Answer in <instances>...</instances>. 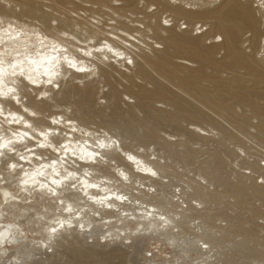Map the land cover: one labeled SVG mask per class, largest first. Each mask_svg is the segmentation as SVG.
I'll return each instance as SVG.
<instances>
[{
  "label": "bare ground",
  "instance_id": "6f19581e",
  "mask_svg": "<svg viewBox=\"0 0 264 264\" xmlns=\"http://www.w3.org/2000/svg\"><path fill=\"white\" fill-rule=\"evenodd\" d=\"M4 1L10 3L11 0ZM19 1L16 5L20 4ZM22 1L17 11V6L8 7L0 0V254L6 256L7 260H11V257L18 260L21 255L29 258L33 252L31 248L35 246L54 249L55 245L62 243H66L67 251H73L77 250L73 241L82 239L88 243L100 236L105 242L110 241L109 244L119 243L126 248L139 246L142 251L151 249L150 255L144 256L147 264H188L187 258L192 261L189 264H239L234 254L217 259V248L224 240L219 242L223 234L220 232V236L214 237L209 232L208 228L218 225H213L216 222L207 213L208 207L204 205L206 196L198 192L203 190L201 186L192 191L195 184L187 181L192 189L190 193L197 191L199 195H195L196 192L191 197H185V193L189 192L187 184L186 188L180 186L186 191L178 190L179 184H175L184 180L172 182L170 176L174 164L169 161L172 155L160 156L157 153L152 156L153 152L148 154L129 149L109 129L120 127L123 134L132 137L136 131L133 130V133L132 129L129 130L131 123H151L148 120L153 118L157 120L153 119L152 123H168L187 118L193 132L199 130L206 134L209 129L202 127L201 123L209 122L207 113L200 120L197 114L201 112L188 104L189 98L172 91L162 80L171 83L176 80V86L185 94L195 92L200 94L199 97L212 99L218 105V100H213L209 91L199 88L196 91L197 79L203 76L204 66L213 62L214 54L222 49L226 57H223L224 62L219 61L224 66L222 68L234 66L230 58L239 47L248 53L241 46L247 41L254 50L251 49L253 56L255 53L256 57L264 58V0H208L207 3L204 0H144L145 3L141 1L144 4L141 10L145 16L137 14L140 5L137 0H85L86 4L78 5L72 11L79 18L73 27L67 19H62L55 27L51 22L55 18L45 12L38 13L37 17L43 25L30 22L32 19L28 21L26 16L37 13L36 4L33 0ZM54 2L59 8L66 5L64 1ZM256 2L257 5H254ZM151 7L153 9L150 10ZM147 17L158 19L147 21ZM182 24H185L184 28L190 27L193 33L182 31ZM78 27L84 31L81 37L77 34ZM150 29L151 35L148 33ZM162 30H169V34L162 35ZM208 40L210 45H207ZM160 42L165 44L161 53L153 57L145 54L143 63L149 64L162 80L155 77L152 70L149 72L143 65L138 66L133 58L137 50H146V47L154 49V45L156 49V44ZM175 58L197 62L199 67L191 69L175 62ZM130 64L137 67V74L140 73L145 81L154 86L150 89L141 85L137 91L128 88L136 96V107L142 109L147 118L143 120L130 112L123 121V124L130 123L129 126L125 124L128 127L125 128L117 121L115 114L119 112V92L113 88L108 91L109 98L115 104L111 112L106 114L103 108L92 106L93 85L81 87L74 81L77 82L79 77H95L99 66L102 67V74L107 76L110 66L130 68ZM68 73L78 79L63 90L57 102L54 98L61 85L57 90L56 86L66 81ZM249 76L251 81L255 78L251 73ZM259 81L264 83V79ZM19 85L24 89L23 94ZM227 86L220 90L231 95ZM34 91L36 94L33 97L31 94ZM72 93L75 96L77 94V97L72 102L74 109L69 111ZM245 94L243 97L247 98L246 102L248 98L257 101L256 111L263 115V121L260 120L257 125V132L263 136L264 107L258 101L264 95L250 90ZM26 95L31 97L27 98ZM38 96L40 100L36 98ZM9 97L14 101L6 99ZM53 100L57 103L54 101L55 106L64 109L49 111L45 114L46 118L39 116V113L54 105ZM155 101L171 104L174 109L170 112L157 109ZM98 116L102 117L98 122L100 124L93 127ZM40 117L44 121L36 122ZM247 121V117L235 118V123H242L240 126H246ZM223 134L226 135V132ZM222 136L220 138H226ZM228 136L231 137L230 134ZM11 145L12 148L9 147ZM179 151L177 149L178 154H184V158L192 154L190 150L184 153V150ZM213 155L214 161L207 165L201 163V167L202 170H209L208 180L217 188L223 187V190L213 191L210 196L221 203L223 191L232 187L239 203L245 202L247 184L239 181L232 185L218 178V172L222 173L220 171L224 170L226 164L220 155ZM198 172L204 176L203 171ZM262 177L264 179V174ZM195 180L202 184L197 178ZM263 186L255 184L251 187L253 193L264 200ZM203 191L206 193L205 189ZM210 196H207L208 199ZM256 211L258 214L261 212L258 209ZM237 221L241 219H236L234 223L238 224ZM235 226L225 233L240 235V239L234 241H230L232 237L228 235L229 242L240 250L247 246L254 231L248 228L240 233ZM191 229L194 230L192 234L195 233L193 238L187 236ZM42 230L45 234L43 231L38 238L37 232ZM138 242L145 245H138ZM10 248L13 251H9ZM164 248L171 249V252L165 253ZM47 250L45 252H49ZM159 253L162 256L164 254L161 261H157ZM260 256L264 264V249ZM86 258L88 261L91 259L89 256ZM80 260L83 259H77L73 264H80Z\"/></svg>",
  "mask_w": 264,
  "mask_h": 264
},
{
  "label": "rangeland",
  "instance_id": "374dc122",
  "mask_svg": "<svg viewBox=\"0 0 264 264\" xmlns=\"http://www.w3.org/2000/svg\"><path fill=\"white\" fill-rule=\"evenodd\" d=\"M1 1L6 3L8 7H10V5L12 7L17 6L16 7V9H18L17 11H19V8H21L20 6H22V5H20L21 2H23L22 0H21V2L18 0L19 1L18 3H20V4L16 5L17 0L16 1L11 0V1H9L10 3H7L8 1H4V0H1ZM60 1L66 2V5H65L66 8L65 7H63V8L57 7L55 5L54 0H33V3L36 4L35 6L37 8V11H36L37 13L34 12V13H36V14L33 13L34 16H31V15H30V17L26 16L25 19H28V21L32 19L30 22H36L40 25H43V22L40 21L39 18H37V17L40 13L45 12V13H49L51 17L55 18L53 20L51 19V22L54 23L55 27H57L56 24L60 23V21L62 19H67L70 23H72L71 27H73V24L79 18L77 16H75L76 14L72 11L74 9H76V6L81 5V4H86L87 1H85V0H60ZM137 1L140 4V5H138L139 9L137 8V10H136V11H138L137 14L139 16L140 15L145 16L146 15L145 12H142V10H141L144 7L143 3H145V1L144 0H140V1L137 0ZM207 2H208V0H204V3H207ZM155 5H158V4L155 3ZM155 5H153V7ZM254 5H257V2ZM153 7H151L150 10L153 9ZM155 7H157V6H155ZM153 11L156 12L155 9ZM124 18H125V16H124ZM150 19L151 18H149V17L146 18L147 21ZM157 19H158L157 17H155V18L152 17L151 20L154 22ZM82 25L83 24H81V26ZM184 25L185 24H182V29H181L182 31L185 30L184 32H186V33H193L190 27L184 28ZM41 27H43V26H41ZM79 28L80 27H78V29ZM203 28H205V27H203ZM151 30L152 29H150L148 31L149 34L151 33ZM83 32L84 31H81V28H80L77 32L78 36H80V37L83 36ZM163 32H164V34H163ZM205 32L206 31H204V33ZM161 33H162V35H168L169 30H162ZM150 40H152V38ZM207 42H208L207 45L211 44V42H209V40ZM160 43H159V45H158V43L156 44L157 45L156 49H155V45L153 44L154 49L150 48V47H146L145 49L147 51L146 50H137L133 54V58L135 60V63L138 66L143 65L149 72H151L150 71V70H152V68H150L151 66L147 63H143V61H144L143 58H144L145 54L150 55L152 57L158 53L160 54L162 49L165 46V44H163V43L160 44ZM241 46L245 51L247 50L248 53H252V55H253L254 50L250 46L249 41H247V43H245V44L241 43ZM255 55L256 54L254 53V57L264 67V58H262L260 56L256 57ZM223 57H224L223 49L220 50V52L217 51L213 56V59H212L213 62L204 66L203 76L198 78L197 82L195 84L196 91L198 88L207 90V91H209L211 98H213V100H218L217 102L222 101L223 103L220 107L219 106L217 107L216 102L212 101V99L210 100L208 98L209 99L208 100L207 98H201V97H199L200 94H196L195 92H191V93L189 92V95L185 94L183 91H181L176 86V85H178L176 83V80L175 81L173 80L174 84L171 83L170 81L168 82L165 79L162 80V77L158 73H156L155 71L152 70V72H153L152 74H154L155 77L161 79L162 82H164L169 87V89H171L172 91L173 90L178 91L181 95H184V96L186 95L185 96L186 99L189 98L187 100L189 102L188 104H190L191 106H194L199 111V113L201 112V114H197V115H199L200 120H201L202 115L207 113L206 115L209 116L210 120H209V122L206 121L204 123H201V125H202V127L210 130V131L206 130L207 135L209 134L208 132H210V134L208 136L205 133L203 134L199 130H197L196 133L193 132L192 128L190 129V127H192V126L189 125L187 118H182V119L180 118L179 121L174 120L173 122L171 121L168 123H152L154 121L153 119H155V118L148 120L151 123H131V127H129V130L130 129H132V131L135 130L137 133L136 134V133H134L135 131H133L134 134H132V137H130L131 135L123 134L119 129L120 127H117V126H113L112 130H111V128L109 130L111 133L118 135L117 136L118 138H116V139H119V142H121L125 147L132 149L134 151H140V152L143 151V153L145 152L148 154L153 152L152 156H156L158 154H160V156H168L169 154H171L173 157L170 155L171 157L169 158L170 159L169 161H172L173 163H171V164L175 165V166L173 165L172 175L170 176L171 180H173L172 181L173 183L176 182L177 180H182V179L184 180V181H182V183H179V182L175 183V184H179L178 185L179 187L177 186L178 190H179V188L182 189V187H184V186H185L184 188H186L187 181L189 182V184L192 183V185L195 184L198 186L195 188L194 187L195 185H194L192 188L193 190H192L190 188V186H188L189 184H187V188H186L187 191H189L190 189L192 191H194V189H197V188L200 189L199 185L201 186V188L203 190L204 189L206 190V193H205L203 190L197 189L198 192L201 191L200 193L203 192L202 194H205V196H206L205 198L207 199V201L204 203V205L206 207H208V209L207 208L206 209L209 211V212H207V211L206 212L211 215V218L213 217L211 220L213 222H216V224H213V225H215V226L218 225L216 227H213L211 225L212 228H208L209 232L212 233L211 236L213 235L214 237L220 236V234L222 233L223 235H221L222 237L220 238L219 242L222 239H224L220 242V244L217 248V250H219L218 256H217L218 260L220 258L225 257L226 255H229V254L233 255L234 254L233 256H235L237 258L238 262H240L239 264H242V263L247 264L249 262H253L254 264H262V260H261L262 257L260 256V254L264 249V215H263L264 214V203H263L264 200L260 199L259 197H257L253 193V188L251 186L255 185V184L264 185V181H263L264 179L262 177V175L264 174V133L262 136L261 133L257 132L258 126L260 124V120L263 121V115L260 112H257L256 110H254L251 106H248L246 104H242V102L239 103L238 101H232V96L223 90L221 91L220 88L221 87H222L221 89H223V87L226 88V86L228 84H230L231 82H234L235 80H241L242 83L245 84V87H247V88L249 87L248 89L250 91H254L258 94L264 95V86H262V84H257V86L254 87V84H255L254 79L256 82L259 80H257L256 78H253L252 81L254 83L252 84L251 77L242 67L236 66L235 68H227V67L222 68L224 66H222V62H219V61L224 62ZM174 60H175V62L182 64L186 67H189L191 69H196L199 67V63H197V62H192V61L188 62V60L187 61L182 60V59L180 60V58H175ZM217 62H219V64L221 66L220 65L218 66ZM144 64H147L146 65L147 67ZM101 71H102V67L99 66L97 68V72H96L95 77L94 76L87 77V78L86 77H84V78L79 77V79L68 73L69 75L68 76L66 75V79H65L66 81H64L63 83H60L56 86V90L60 87V85H61V88L58 90L59 96L57 95L56 98H54V99H56V101L58 102L59 98L62 95L63 90L68 88L69 85L71 83H73L74 80L78 79L77 82L76 81H74V82L79 84L81 87H83L87 84L93 85L94 96H93V100H92V106L95 108H103L106 114H109L111 112V110L113 109L114 104H115V103H113L114 100L109 98L110 95L108 94V91L109 90L111 91V89L113 88L117 92H119V94H120V99L118 101L119 112L118 113L116 112L115 114L117 116V121L120 122V124H123V121L128 118L130 112L134 113V115L137 117H142L144 120L146 117L145 112H143L142 109L140 110L138 107H136V105H135L136 96H135V94H132L133 92L128 90V88L131 87V89L133 91H137L139 89V86L143 85V86L151 89L154 86V84H152L149 81L147 82V80L145 81L143 76L139 75L140 73L137 74V72H138L137 67H134L132 65L130 66V68L126 67V66H117V67L110 66V68H109L110 73L107 76L103 75ZM97 74H98V76H97ZM88 78H91V79H88ZM259 83H261V82H259ZM19 87H20V91L23 94L24 89H23L22 85H19ZM32 89H31V91H33ZM199 89H198V91H199ZM35 94H36V91H34V93H32L31 95L35 96ZM26 96L28 98L30 95H26ZM76 97H77V94L75 96V94L72 93V95L69 97V99H70L69 102L72 103ZM36 98L37 99L39 98L38 100H40L39 96ZM3 99H5V98H3ZM6 99H8V100L11 99L12 101H14L13 98H11V97L6 98ZM54 101L55 100H53V102H52V104H54V105L52 107H49L47 110L45 109L43 112H41V114L39 113V116L44 118L48 113H50L49 111H52V110L60 111V110L64 109L63 107L55 106L56 101H55V103H54ZM93 103H94V105H93ZM224 103L225 104L232 103V107H231L230 112H229V109H227V108L226 109L228 111L225 110V108L223 107ZM258 103L261 107L262 106L264 107V97L263 96H261L259 98ZM154 105L156 106L157 109L158 108L164 109L167 112L173 111V109H174L171 104L162 103V102H158V101H155ZM73 109H74V103H72V105L70 104V107H68L69 111L73 110ZM41 117L38 118V120H36V122H40V123L43 122L44 120H42L43 118H41ZM243 117L248 118L246 126L244 124H243V126H240L242 123L241 124L235 123V118L241 119ZM101 118H102L101 116H98L96 118L97 123H93L92 126L98 127V125L100 124L98 122L101 120ZM155 120H157V119H155ZM219 121H220V123H218ZM175 122H177V123H175ZM125 124L129 126L130 123H125ZM125 124H123V127L128 128L127 126H125ZM212 124H213V126H212ZM219 124H220V126H219ZM199 125H200V123H199ZM217 126H219V127L217 128ZM229 127H230V129H229ZM211 129H214V130L212 131ZM222 129H224L225 131ZM182 130H183V132H182ZM222 132L223 133L226 132L227 136L224 135ZM119 133H120V135H119ZM229 134L231 135V137L228 136ZM259 134H261V136H259ZM135 135H137V136H135ZM222 135L226 138H220V136H222ZM141 136H142V138H140ZM227 137H229V138H227ZM176 138L179 140H175ZM154 139H156V140H154ZM188 139H189V141H188ZM171 141H173V142H171ZM178 141L181 142V144L179 143L180 145L178 144ZM167 143H174L175 145L167 144ZM13 145H14V143H13ZM13 145H11L9 147L12 148ZM235 147H237V148H235ZM146 149H147V151H146ZM177 149L180 150L179 152L184 150L182 153L190 150L189 152L192 153L191 154L192 156L190 155L188 158H184L183 157L184 154L183 155L180 153L178 154ZM3 150H7V149H3ZM213 154L220 155V157H222L223 162L225 161L224 163L226 164V165L224 164L225 165V167H223L224 170L222 169L220 171L222 173L218 172V174H217L218 178L220 177L222 180L223 179L227 180V183H229V184L231 183L232 185L238 184L241 181H243L247 184L245 202L249 201V203H247L249 205H247L244 201L239 203L238 197L236 196L237 194L232 187H230V188L227 187L223 191V193L224 192L225 193L223 194L221 203L218 201H215L211 197L212 195L210 196L211 192H213V191L214 192H218V191L220 192L221 190H223V187L218 186V188H219L218 189L217 185H213V183H211L210 180H208L209 175L207 173H209V170L208 169L202 170V167H201V163L207 165V163L210 164L214 161L215 156ZM194 155H196V156H194ZM237 156H238V158H237ZM0 158H2V155ZM190 159H192V161ZM181 160H183L185 162H183ZM174 168H176L177 170ZM175 170L177 172L178 171L179 172L178 173L174 172ZM198 171H200V172L203 171L204 176L202 175V173H200V174L203 177L200 174H198L199 173ZM197 175H199V178L197 177ZM206 175H207V177H206ZM172 176L174 178H172ZM191 177H193V178H191ZM204 177H205V180L203 179ZM189 178L191 179V182H190ZM196 178L200 182H202V184L201 183L198 184L197 180H195ZM218 178H217V180H219ZM242 178H244L245 180ZM193 179L196 181V183L193 181ZM203 180L204 181L208 180L209 182L208 181L204 182ZM185 181H186V183H185ZM258 183H260V184H258ZM180 184H182V185H180ZM209 185H211V186L209 187ZM180 186H182V187H180ZM177 188H176V190H177ZM184 188L182 190H185ZM230 191L232 194L227 193ZM196 192H194V193H196ZM198 192L195 195H199ZM186 193H185V197H188V196L191 197L192 195H194V193L193 192L190 193V191L188 192V194H186ZM208 195L210 196V199H208V197H207ZM247 197H249V198L247 199ZM208 200H209V202L213 201L214 203H211V202L209 203ZM186 203L187 202H185L184 205ZM257 209H258V211H261L260 214H258V212L256 211ZM253 212H256V213H253ZM214 215H216V217ZM238 216H240V217H238ZM221 217H223V218L221 219ZM234 217H236V218H234ZM217 218L218 219L220 218V219L218 220ZM245 218H246V221H243V220H245ZM22 219H24V218H22ZM234 219L235 220L241 219V221H240L241 224H239L240 223V222H238L239 220L237 221L238 224L234 223V221H235ZM229 221H231V222H229ZM232 221H233V224H232ZM211 222H210V224H211ZM234 226L236 228V231H238L240 233L244 229L248 230V228L249 229L251 228V230L254 231L252 234V237H254V238L251 237L250 240L248 239L247 246L242 248L243 250L242 249L239 250V249L235 248V246L229 242L230 237H232V238H230V241H232V239L234 241L236 239L239 240L240 235L236 236V235L232 234V236H231V234L225 233L227 231H230ZM242 226H244V227H242ZM240 227H241V229H240ZM217 228H219V229H217ZM225 228H226V231H225ZM212 229H213V231H212ZM221 229L223 230V232L225 234L221 231ZM43 231L44 230L40 231V233L37 232L38 236L37 235H35V236L40 238L42 236ZM193 231L194 230H192V229H191V232L189 230V234H187V236H189L190 238L191 237L193 238L194 237L193 234H195V233L192 234ZM43 233L45 234V231ZM215 233L217 235H215ZM226 235L228 238L226 237ZM233 237H235V238H233ZM73 242L76 243L74 245H76L77 250L70 251L68 249L69 251H67L66 243H62L59 246L55 245L54 249L52 247L46 248L44 246L43 248H40L39 246H35V247L31 248L33 250V252L29 258H26L25 255H21V257L18 260H15L13 257H11V260L10 259L7 260L6 256L0 254V264H73V262H76L77 259H83V260H80V264H93V262H94V264H147L144 260V256H149L151 251H152L151 249L149 250V248H148V251H142L141 247H139V246L126 248L123 246L121 247L120 246L121 244H119V243H116L115 245L109 244V243H111L110 241L105 242L100 236L94 237L93 242L96 244H93L92 241L86 243V242L82 241V239L80 241L77 240V241H73ZM107 244H109V245H107ZM138 245L144 246L145 244L138 242ZM152 248H154V246H152ZM164 249L166 251L165 253H167V254L171 252V249H169V248H164ZM46 250L49 252H45ZM9 251H13V248H10ZM9 253L10 252H8V254ZM159 254L160 255L158 256L157 261H161L160 258L164 257V254H163V256L161 255V253H159ZM1 255L4 257H2ZM85 255L87 257L89 256L91 258L90 261H88V258H86ZM193 255H195V254H193ZM218 260H215V261H218ZM220 262H221V260L219 261V263ZM187 263L188 264L192 263V261L187 258Z\"/></svg>",
  "mask_w": 264,
  "mask_h": 264
},
{
  "label": "water",
  "instance_id": "95a60500",
  "mask_svg": "<svg viewBox=\"0 0 264 264\" xmlns=\"http://www.w3.org/2000/svg\"><path fill=\"white\" fill-rule=\"evenodd\" d=\"M224 58L226 59L225 55ZM230 60L237 66H241L245 71H247V73H251L253 77H255L257 80H261L264 79V67L262 66V64L251 54L244 52L240 47L238 48V50H236V54L232 55V57L230 58ZM232 63V64H233ZM228 66L230 68H235L236 66ZM255 86H257V84L260 81H255ZM262 84V86H264V83H259ZM228 91L231 92L232 96V101H239L242 102L243 104H248V106H251L254 110L257 109L256 107V99L251 100L250 98H248V102H246L245 100L247 98L243 97L245 96V92H247L249 89V87H245V85L242 83V81L240 80H235L234 82H231L230 84H228L227 86ZM247 88V89H246ZM244 100V101H243ZM220 105H222V103L219 102L218 105H216L217 107ZM226 105L227 109L231 110L232 107V103L229 104H224ZM225 107V106H223Z\"/></svg>",
  "mask_w": 264,
  "mask_h": 264
},
{
  "label": "snow or ice",
  "instance_id": "6c2138e0",
  "mask_svg": "<svg viewBox=\"0 0 264 264\" xmlns=\"http://www.w3.org/2000/svg\"><path fill=\"white\" fill-rule=\"evenodd\" d=\"M153 175H154V173H153ZM53 231H55V229H53Z\"/></svg>",
  "mask_w": 264,
  "mask_h": 264
}]
</instances>
